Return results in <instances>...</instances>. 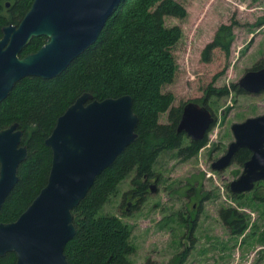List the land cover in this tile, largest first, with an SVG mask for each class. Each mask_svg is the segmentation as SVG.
<instances>
[{"label": "trees", "instance_id": "1", "mask_svg": "<svg viewBox=\"0 0 264 264\" xmlns=\"http://www.w3.org/2000/svg\"><path fill=\"white\" fill-rule=\"evenodd\" d=\"M33 0H0V37L2 27L17 25ZM9 5L6 7V5ZM185 10L175 0H122L105 22L97 40L77 57L60 75L50 80L25 77L0 103V129L18 124L21 145L28 151L18 168V182L0 210V223L14 222L45 186L51 165V151L44 145L57 118L83 93L95 100L132 98V110L138 117L135 141L107 167L72 211L75 235L66 244L68 264H130L133 253L130 230L118 217L98 211L114 193L118 184L133 173L131 188L140 197L145 191L144 175H151L159 154L177 150L186 160L196 155L205 140L190 141L182 146L184 135L177 132L182 107L170 108L167 124L158 122L159 115L173 101L162 87L173 82L177 64L171 53L180 37V28L166 27L165 17L183 18ZM236 23H233L235 25ZM232 24H222L201 52V60L209 62L215 49L229 55L234 40ZM264 25V21L258 23ZM47 39L32 38L20 56L34 53ZM256 64L253 70L262 68ZM240 92L236 85L231 86ZM227 87L208 88L209 95L226 96ZM207 107V106H206ZM250 157L239 150L233 162L243 164ZM220 221L232 235L246 229V219L234 208H221ZM0 264H16L14 253L0 257Z\"/></svg>", "mask_w": 264, "mask_h": 264}, {"label": "water", "instance_id": "2", "mask_svg": "<svg viewBox=\"0 0 264 264\" xmlns=\"http://www.w3.org/2000/svg\"><path fill=\"white\" fill-rule=\"evenodd\" d=\"M121 1L33 0L17 25L1 29L0 103L25 77L50 80L60 75L95 43ZM42 36L47 42L41 48L20 56L32 38ZM236 86L249 94L264 92V67L247 71ZM214 120L206 106L188 102L177 132L201 141ZM137 124L129 95L100 101L87 92L77 97L44 141L52 155L45 186L14 222L0 223V257L14 253L16 264H68L64 248L76 232L72 211L96 177L135 141ZM231 132L234 141L211 169L224 170L239 150H248L251 156L242 173L229 184L238 195L264 181V114L233 124ZM21 140L17 123L0 129V210L28 155ZM150 188L153 193L154 185Z\"/></svg>", "mask_w": 264, "mask_h": 264}, {"label": "rangeland", "instance_id": "3", "mask_svg": "<svg viewBox=\"0 0 264 264\" xmlns=\"http://www.w3.org/2000/svg\"><path fill=\"white\" fill-rule=\"evenodd\" d=\"M185 10L183 18L165 17L166 27L180 28L171 53L177 64L173 82L162 87L173 101L158 122L167 124L170 108L188 102L205 104L214 115L205 143L186 160L177 150L163 151L153 165L158 177L155 192L138 206L122 202L131 190L129 174L107 199L98 216H115L130 230L134 249L130 264H264V181L253 190L233 194L229 184L242 173L232 162L222 171L211 164L224 155L234 141L231 126L264 114V92H236L232 85L256 64L264 67V0H175ZM233 23H236L233 25ZM232 24L234 40L228 56L215 49L209 62L201 52L218 27ZM227 87L226 96L209 95L208 88ZM184 136L182 146L189 144ZM234 208L246 219V229L232 235L220 221L218 211Z\"/></svg>", "mask_w": 264, "mask_h": 264}, {"label": "flooded vegetation", "instance_id": "4", "mask_svg": "<svg viewBox=\"0 0 264 264\" xmlns=\"http://www.w3.org/2000/svg\"><path fill=\"white\" fill-rule=\"evenodd\" d=\"M198 105H203V106H207V105H205L204 103L203 104H198ZM183 108V107H182ZM208 108V107H207ZM210 110V109H209ZM211 113H212V111H211ZM212 115H213V113H212ZM213 117H214V115H213ZM207 133H208V131L205 133V136H204V138L203 139H205L206 138V135H207ZM184 136H186L185 134H183ZM189 140V142L190 141H193V140H191L188 136H186ZM202 139V140H203ZM242 150V149H241ZM244 150H246V149H244ZM248 151V150H247ZM250 153V152H249ZM250 156H251V154H250ZM235 157V156H234ZM250 158V157H249ZM249 158L245 161V162H247L248 160H249ZM234 159V158H233ZM244 162V163H245ZM244 163L242 164V168H243V165H244ZM142 183L143 184H145V191H144V194H143V196L142 197H140V195L138 194V192H135V190L134 189H131V190H129L128 192H126V193H122V195H121V197H122V202H125V204L127 205V206H131L132 208L133 207H136V206H138L139 205V203L141 202V200L144 198V196L146 195V194H149V193H151V188H150V186L152 185V184H154V185H156V188H157V185H158V177H157V175L156 174H154L153 172H152V174L151 175H149V176H147V175H144L143 176V179H142ZM255 187V186H254ZM154 192H155V188H154ZM153 192V193H154Z\"/></svg>", "mask_w": 264, "mask_h": 264}]
</instances>
